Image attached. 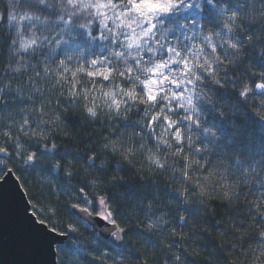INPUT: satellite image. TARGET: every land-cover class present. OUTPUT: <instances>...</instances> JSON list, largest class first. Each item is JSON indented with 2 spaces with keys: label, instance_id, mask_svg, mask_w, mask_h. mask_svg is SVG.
<instances>
[{
  "label": "clouds",
  "instance_id": "clouds-1",
  "mask_svg": "<svg viewBox=\"0 0 264 264\" xmlns=\"http://www.w3.org/2000/svg\"><path fill=\"white\" fill-rule=\"evenodd\" d=\"M9 184L45 264H264V0H0Z\"/></svg>",
  "mask_w": 264,
  "mask_h": 264
},
{
  "label": "water",
  "instance_id": "water-1",
  "mask_svg": "<svg viewBox=\"0 0 264 264\" xmlns=\"http://www.w3.org/2000/svg\"><path fill=\"white\" fill-rule=\"evenodd\" d=\"M47 241L19 192L10 184L0 185V264H45Z\"/></svg>",
  "mask_w": 264,
  "mask_h": 264
}]
</instances>
